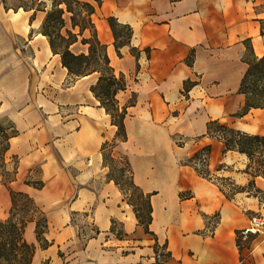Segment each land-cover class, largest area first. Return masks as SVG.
<instances>
[{
	"label": "crops",
	"instance_id": "obj_1",
	"mask_svg": "<svg viewBox=\"0 0 264 264\" xmlns=\"http://www.w3.org/2000/svg\"><path fill=\"white\" fill-rule=\"evenodd\" d=\"M8 12L0 0V110L14 108L24 128L9 141L7 156L17 159L9 187L32 197L47 220L46 247L36 240L34 223L27 226L26 238L36 245L31 264H264V233L237 238L253 215L264 218V177L246 170L245 152L207 132V122L215 121L264 136V107L241 113L245 96L239 91L247 70L243 41L249 39L255 55H264V0L95 5L97 37L127 78L117 97L123 104L135 93L125 117L127 138L117 140L111 152L128 160L135 183L150 193L151 232L139 224L103 165L101 146L113 140L116 126L90 91L97 76L61 87L67 70L38 25L40 49L30 62L21 59L11 37L32 27L24 24V14ZM108 17L131 29L118 51ZM51 58L54 80L42 78L39 86L59 88L52 98L32 94L30 70ZM63 106L76 107L77 117L51 123L49 114L58 115ZM34 167L41 188L25 182ZM4 190L1 219L11 206L9 189ZM155 245L168 253L166 259L156 260Z\"/></svg>",
	"mask_w": 264,
	"mask_h": 264
},
{
	"label": "trees",
	"instance_id": "obj_2",
	"mask_svg": "<svg viewBox=\"0 0 264 264\" xmlns=\"http://www.w3.org/2000/svg\"><path fill=\"white\" fill-rule=\"evenodd\" d=\"M1 3L5 10L9 9L6 0H1ZM41 4H43L42 7ZM99 4L100 0H97V5ZM19 7H23L24 10L33 9L34 13L37 10L45 11L39 32L46 37L52 54L59 55L61 65L67 70L68 79L72 81L88 74H96V81L90 85V91L97 99L99 106L103 107L105 112L109 114L111 124L116 126L113 140L111 142L105 141L101 146L103 165L109 168L108 176L115 182L124 198L132 206L139 224L143 226L145 232H151L149 230V223L152 219L150 193L143 192L135 183L128 160L119 156L124 162L120 172L122 175H126L128 185L137 191L144 209L137 207L127 197L126 188L113 175L112 168L106 162L104 154L106 147H111L112 150V146L117 140H126L125 117L128 107L135 103V93H132L131 97L123 104L117 97L119 92L127 88V78L124 72L116 70L111 64L106 44L101 43L97 37L96 27L92 20L95 5L86 0H50V5L46 6L43 0H27ZM33 15L30 17V21H32ZM108 22L118 51V48L129 39L131 29L127 25L119 24L113 17H108ZM86 31L88 36H84ZM77 42L86 45V51H72L71 46ZM243 42L245 51L242 59L247 63V70L239 87V91L245 96V106L241 113L247 112L251 107H264V55H255L249 39ZM11 128L12 131L7 133L6 128L0 125V130L3 131L7 141L6 156L10 138L18 134L14 122H12ZM207 132H212V134L223 139L226 147L234 146L237 150L245 152L250 158L246 170L251 172L253 176L261 175L264 177V136L236 131L221 126L215 121L207 122ZM113 157L111 154L110 158L113 159ZM15 174L16 165L12 175L1 180L9 189L11 206L8 216L4 219L0 218V264H31L36 245L26 238L27 226L34 223L35 238L41 247H46L48 241L44 237V232L47 228V220L44 211L32 197L25 192L15 191L9 187V183L15 179ZM25 182L36 188H41L44 184L41 180L36 182L27 180ZM112 223L114 224V221ZM237 238L242 239L239 232H237ZM158 249L155 245L156 260L166 259L168 253L162 249L158 251Z\"/></svg>",
	"mask_w": 264,
	"mask_h": 264
},
{
	"label": "rangeland",
	"instance_id": "obj_3",
	"mask_svg": "<svg viewBox=\"0 0 264 264\" xmlns=\"http://www.w3.org/2000/svg\"><path fill=\"white\" fill-rule=\"evenodd\" d=\"M45 1V5L49 6L50 5V0H43ZM25 2H27V0H6V5L9 7L8 9V13L11 17H14L13 12H19L20 14H17L19 17H21V15H25L26 16V20H25V25H30L31 31L28 34H14L11 39L13 42V46L16 49V52L18 54V56L27 61L30 62L31 58L33 57L34 53H36V51L38 49H40V41L41 38L37 33V25L40 27L39 24H41L44 16H45V11L42 10H37L34 13V10H24L23 7H19V5H23ZM93 4L97 5V0H95L93 2ZM1 5L3 6V4L1 3ZM43 6V4H41V7ZM34 13V15H33ZM33 15V19L32 21H30V17ZM16 17V16H15ZM67 17V15H66ZM68 19V18H67ZM40 20V23H38ZM76 30V29H75ZM84 36H88V32L86 31L84 33ZM28 40H33L32 42V46L27 45ZM71 49L74 52H81V50L86 51V45H81L79 42L73 44L71 46ZM54 61L53 58H51L50 61H47V63H45L44 65L40 66L39 68H34L32 70H30V86H31V92L32 94H36V93H43V95L46 98H52L54 92L57 90V88H59V85H44L43 86H39V82H42L41 79L45 78L46 80L51 79L54 80V73H56V70L54 69ZM96 75V74H94ZM71 79H68L63 81V83H61V87H66L69 86L71 84ZM47 109V107H46ZM58 115H55L56 113H52L49 114L50 117V122H60V121H65L71 117H77V108L72 106V107H59V112H57ZM55 115V116H53ZM15 116L18 117L16 110L14 108H10L9 110H0V125L5 127L7 130V133H10L12 131L11 128V124L13 122L12 119H15L16 123V127L17 129H24L23 127H20L21 125L19 124V117L16 118ZM42 119L44 120L46 118V114L43 113ZM40 119V118H39ZM38 119V120H39ZM106 126L102 125V129H104ZM7 146V141L3 135V131L0 130V187L2 188L3 192H5V186L2 184L1 180L2 179H7L12 175V172L15 168V165L17 163V159L16 158H11L9 156H6L5 154V148ZM104 154L106 156V162L111 166L112 168V172L113 175H115V177H117L119 179V181L121 182V184L126 188L127 190V197H129V199L131 201H133L135 203V205L137 207H143L142 205V200L138 197V193L136 190H134L131 186L128 185V180L126 175H122L120 172V169L123 167L124 162L123 160L115 155L113 152H111V147H106L104 150ZM113 155V159L110 158V155ZM26 180L28 181H32V182H36L39 180V169L38 168H33L32 171L28 174ZM5 196V194H4ZM9 209V206L7 207V211ZM144 209V207H143ZM32 229L28 228L27 231V237L30 239L32 237Z\"/></svg>",
	"mask_w": 264,
	"mask_h": 264
},
{
	"label": "built area",
	"instance_id": "obj_4",
	"mask_svg": "<svg viewBox=\"0 0 264 264\" xmlns=\"http://www.w3.org/2000/svg\"><path fill=\"white\" fill-rule=\"evenodd\" d=\"M224 184L232 187L233 183L230 180H224ZM241 238H247L250 234L264 233V218L262 215L255 214L250 219L246 226L238 230ZM163 251V250H162ZM159 257V256H158Z\"/></svg>",
	"mask_w": 264,
	"mask_h": 264
},
{
	"label": "bare ground",
	"instance_id": "obj_5",
	"mask_svg": "<svg viewBox=\"0 0 264 264\" xmlns=\"http://www.w3.org/2000/svg\"><path fill=\"white\" fill-rule=\"evenodd\" d=\"M43 37V36H42ZM72 50V49H71ZM73 51V50H72ZM24 171V166H21L19 168V174H18V178H21L22 174ZM6 206V202H5V196H4V192L2 190V188L0 187V213L1 211H3L4 207Z\"/></svg>",
	"mask_w": 264,
	"mask_h": 264
}]
</instances>
